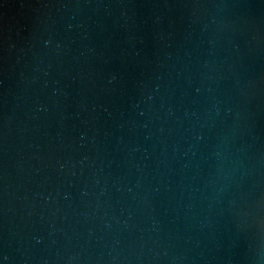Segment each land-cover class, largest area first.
<instances>
[{"label": "water", "instance_id": "95a60500", "mask_svg": "<svg viewBox=\"0 0 264 264\" xmlns=\"http://www.w3.org/2000/svg\"><path fill=\"white\" fill-rule=\"evenodd\" d=\"M0 264H264V0H0Z\"/></svg>", "mask_w": 264, "mask_h": 264}]
</instances>
